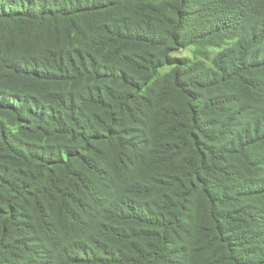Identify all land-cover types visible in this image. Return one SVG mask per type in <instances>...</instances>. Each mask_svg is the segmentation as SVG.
Instances as JSON below:
<instances>
[{
	"label": "trees",
	"instance_id": "16d2710c",
	"mask_svg": "<svg viewBox=\"0 0 264 264\" xmlns=\"http://www.w3.org/2000/svg\"><path fill=\"white\" fill-rule=\"evenodd\" d=\"M0 264H264V0H0Z\"/></svg>",
	"mask_w": 264,
	"mask_h": 264
}]
</instances>
